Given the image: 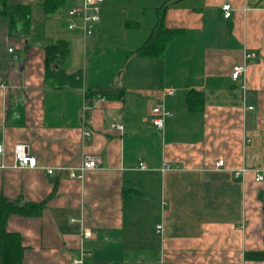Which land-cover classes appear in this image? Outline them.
<instances>
[{
  "label": "crops",
  "instance_id": "crops-1",
  "mask_svg": "<svg viewBox=\"0 0 264 264\" xmlns=\"http://www.w3.org/2000/svg\"><path fill=\"white\" fill-rule=\"evenodd\" d=\"M7 1L31 3V27L23 35L0 8V200L41 206L9 216L19 264H264V0H102L92 35L69 28L82 0L54 13ZM161 19L180 33L139 55ZM58 38L82 88L47 83L44 45ZM22 142L36 167L12 166ZM91 155L99 165L72 177Z\"/></svg>",
  "mask_w": 264,
  "mask_h": 264
},
{
  "label": "trees",
  "instance_id": "trees-1",
  "mask_svg": "<svg viewBox=\"0 0 264 264\" xmlns=\"http://www.w3.org/2000/svg\"><path fill=\"white\" fill-rule=\"evenodd\" d=\"M3 7H0L3 13H6L12 26L19 28L22 34L27 36L31 27V3L8 4L3 0ZM47 13H54L59 8L66 6L68 0H35ZM180 33L178 29L168 28L164 25L163 19L159 21L154 28L153 33L147 42L137 49L139 55L160 56L164 53L171 39ZM45 77L47 83L53 86H70L73 88H82L84 86L83 70L78 69L73 72L67 71L65 62L70 55V42L64 38L49 39L45 45ZM90 91V90H89ZM112 96L107 90H99L96 93ZM201 96L190 91L188 95V104L191 109H198ZM40 204L26 203L19 205L16 202L7 199L0 200V264H19L22 262L24 247L22 245V236L17 232L7 230V222L10 214H35L40 210Z\"/></svg>",
  "mask_w": 264,
  "mask_h": 264
},
{
  "label": "built area",
  "instance_id": "built-area-1",
  "mask_svg": "<svg viewBox=\"0 0 264 264\" xmlns=\"http://www.w3.org/2000/svg\"><path fill=\"white\" fill-rule=\"evenodd\" d=\"M102 0H82L81 4L71 7L68 10L67 16L70 19L69 23V28L73 29L75 27H79L84 34L86 35H92L95 32V27L100 19V3ZM222 9L224 11V16L226 18L231 17L232 15V6L230 3H226L222 6ZM10 51H13V48L9 49ZM255 56L254 52H249L246 54V58H252ZM247 67L246 64H238L233 67L232 71V78L234 80H237L241 77V75H244L246 72ZM0 85L4 86V83L0 81ZM167 93L173 94L174 90L173 89H168ZM248 109H254V106H248ZM153 112V121L159 128H163L165 125V117L170 115V112L165 109V107L162 104H157L155 107L152 109ZM120 130L123 129V125H118L117 126ZM5 154V145L2 141H0V157H3ZM13 157H14V162H13V167L15 168H26V167H36L38 160L37 157L29 151V147L27 143H18L14 147L13 151ZM99 158L97 156H87L84 161L82 166L80 167L79 172H71L72 177H77V178H83L84 172L93 168H96L99 165ZM141 168H146V165L144 163H141ZM216 167H222L224 166V161L219 160L215 163ZM166 168H169V164H165ZM60 169H65L64 166H61ZM48 173H53L54 169L49 168L47 169ZM242 172H244L243 169L236 170L235 175L238 176ZM256 179L258 181H261L264 179V173H259L256 176ZM162 229V225L158 226V230ZM84 235L89 237L91 235V232L85 231ZM84 256L83 254L81 257L76 259L74 262L76 264H82L84 261Z\"/></svg>",
  "mask_w": 264,
  "mask_h": 264
}]
</instances>
